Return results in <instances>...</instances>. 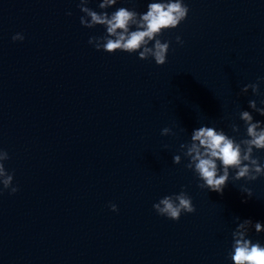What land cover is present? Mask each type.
I'll return each instance as SVG.
<instances>
[{"label":"water","instance_id":"95a60500","mask_svg":"<svg viewBox=\"0 0 264 264\" xmlns=\"http://www.w3.org/2000/svg\"><path fill=\"white\" fill-rule=\"evenodd\" d=\"M78 2L0 0V147L19 186L0 194V264H231L234 217L264 222V175L217 193L172 156L200 124L243 135L240 109L264 97V81L239 94L264 77V0H185L159 65L95 49L103 26L81 25ZM182 185L195 211L158 214L152 204Z\"/></svg>","mask_w":264,"mask_h":264},{"label":"clouds","instance_id":"9594fccd","mask_svg":"<svg viewBox=\"0 0 264 264\" xmlns=\"http://www.w3.org/2000/svg\"><path fill=\"white\" fill-rule=\"evenodd\" d=\"M76 7L82 13L79 16L81 25L88 28L103 26L104 31L100 35L88 37V43L95 49L109 53L117 50L135 52L140 59L152 57L158 65L166 62L170 46L168 39H161L162 34L176 28L189 12L185 0H147L142 11L119 3V0H98L95 9L89 6V0H79ZM67 14L71 15V11ZM11 39L23 40L24 35L15 32ZM175 40L183 44L180 35H176ZM260 81H264V77L243 84L239 94H247L251 89L254 95H259ZM247 104L248 108L240 109L238 113L243 122V135H240L241 125L237 123L231 124V135L215 124H200L191 130L189 138L181 142L173 154V163H180L182 157L185 159L184 167L192 170L200 188L222 193L230 177L255 180L264 175V160L253 155L254 150L264 149V120L255 119L253 115L255 112L264 116V97L259 99V103L257 99H248ZM168 134L175 135L171 127L161 128V135ZM8 159V151L0 147V194L5 189L9 194L15 193L19 187L13 183L14 170L5 166ZM240 190L251 196V188L241 185ZM109 207L117 210L115 203L110 202ZM152 207L158 214L172 220H178L182 213L195 211L192 198L183 185L179 192L161 196ZM234 220L231 246L227 252L231 264H264V242L249 235L253 230L264 232V222L240 219L239 216Z\"/></svg>","mask_w":264,"mask_h":264}]
</instances>
